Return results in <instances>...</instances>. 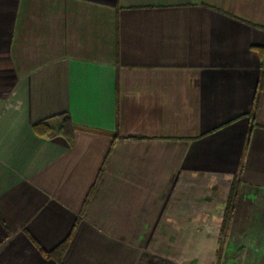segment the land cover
<instances>
[{"label":"crops","instance_id":"0c3cea01","mask_svg":"<svg viewBox=\"0 0 264 264\" xmlns=\"http://www.w3.org/2000/svg\"><path fill=\"white\" fill-rule=\"evenodd\" d=\"M0 264H264V0H0Z\"/></svg>","mask_w":264,"mask_h":264},{"label":"trees","instance_id":"16d2710c","mask_svg":"<svg viewBox=\"0 0 264 264\" xmlns=\"http://www.w3.org/2000/svg\"><path fill=\"white\" fill-rule=\"evenodd\" d=\"M33 128L39 133H48L55 132L62 134L68 141L72 138L73 133V124L70 121V118L67 115H60L57 122H47L40 121L33 125ZM230 200L228 201V205L231 202V196L233 194V189L230 191Z\"/></svg>","mask_w":264,"mask_h":264}]
</instances>
